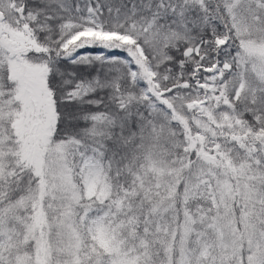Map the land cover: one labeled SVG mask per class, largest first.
Listing matches in <instances>:
<instances>
[{
  "label": "snow or ice",
  "instance_id": "obj_1",
  "mask_svg": "<svg viewBox=\"0 0 264 264\" xmlns=\"http://www.w3.org/2000/svg\"><path fill=\"white\" fill-rule=\"evenodd\" d=\"M0 264H264V0H0Z\"/></svg>",
  "mask_w": 264,
  "mask_h": 264
}]
</instances>
